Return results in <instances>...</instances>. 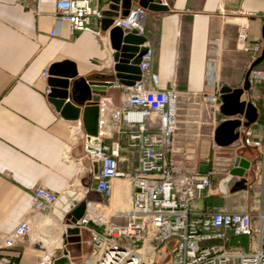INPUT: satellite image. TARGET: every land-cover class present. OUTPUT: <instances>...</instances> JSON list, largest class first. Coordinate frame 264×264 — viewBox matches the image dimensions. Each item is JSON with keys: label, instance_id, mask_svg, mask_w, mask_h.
<instances>
[{"label": "crops", "instance_id": "obj_1", "mask_svg": "<svg viewBox=\"0 0 264 264\" xmlns=\"http://www.w3.org/2000/svg\"><path fill=\"white\" fill-rule=\"evenodd\" d=\"M144 1L162 2L168 9L147 10L143 20L145 40L153 48L150 71L158 74L159 89L172 83L182 92L207 94L222 87L242 88L252 62L249 53L238 48L237 34L244 28L247 44L262 41L264 0H131V7ZM55 2L0 0V236L10 233L23 220L30 224L25 241L0 252L9 264H52L63 250L71 264H90L93 258L89 231L81 228L78 234L66 236L64 221L79 203L99 199L93 194L98 163L92 162L85 150L81 114L77 121L62 118L45 94L50 91L48 77L43 79L41 75L51 65L67 61L77 78L100 85L108 83L113 53L108 31L117 16L119 0L99 3L102 16L95 23L99 36L89 32L70 35L66 24L56 18ZM50 30L56 36H49ZM209 67L215 83L206 80ZM253 70L259 71L263 79L254 89L244 91L240 101L254 103L257 119L246 128L253 140L264 144V58ZM110 81L113 85L92 93L88 104L99 106V122L107 109L118 108L122 101V85ZM78 124L80 131L74 130ZM97 137L106 146L116 139L113 132L111 139ZM175 140L176 161L185 170L198 171L202 165L210 168L217 154L233 162L239 158L249 163L244 175L246 191L221 193L219 186L228 177L221 167L212 177L210 195L194 202L198 211H253L264 203L260 149L218 148L209 129L198 131L183 124L178 126ZM246 174H251L252 180ZM237 181L231 177L227 190ZM38 186L59 196L49 214L31 211L30 193ZM112 188V197L104 203L113 211L125 209L131 197L128 182L115 180ZM89 228L103 231L97 224ZM230 245L247 251L248 239L231 237ZM170 246L162 247L161 252L169 254Z\"/></svg>", "mask_w": 264, "mask_h": 264}, {"label": "built area", "instance_id": "obj_2", "mask_svg": "<svg viewBox=\"0 0 264 264\" xmlns=\"http://www.w3.org/2000/svg\"><path fill=\"white\" fill-rule=\"evenodd\" d=\"M106 1L56 0L55 15L66 24L70 35L89 32L99 36L95 23L102 16L99 3ZM146 13L145 8L136 6L125 17L115 18L113 27L120 28L124 34L145 38ZM49 36H56L54 30L49 31ZM237 46L249 53L253 63L262 52L264 42L247 44L242 28L237 34ZM142 47L145 53L137 65L139 80L131 86L122 85L120 106L107 109L99 122L98 135L111 139L113 132L116 139L108 146L102 144L97 156L89 155L92 162L98 163L93 176V194L99 199L83 201L85 211L73 227L90 233L93 253L90 264H264V208L239 212L198 211L194 206V202L210 195L211 180L219 168L229 175L234 168L231 158L217 154L216 162L204 175L196 169H182L176 161L175 134L180 124L198 131L205 127L213 137L216 126L228 120L219 111V91L182 92L173 83L159 89V76L150 71L152 45L145 40ZM41 77L46 79L48 71L44 70ZM262 79L259 71L252 70L249 90ZM206 80L216 82L210 67ZM49 93L45 91L46 95ZM239 120L242 123L243 118ZM80 128L78 124L74 130L80 131ZM237 132V140L227 148L260 149L264 162L262 141L253 140L251 131L242 125ZM115 180L127 181L131 189L128 206L118 211L104 203L113 195ZM30 196L31 211L37 214H49L59 201V196L41 186L35 187ZM90 224L101 225L102 233L90 229ZM29 233V221H21L10 233L0 236V252L22 243ZM231 237H246L247 251L231 246ZM169 243V254L161 253L156 263L157 252ZM0 262L10 263L2 256Z\"/></svg>", "mask_w": 264, "mask_h": 264}, {"label": "water", "instance_id": "obj_3", "mask_svg": "<svg viewBox=\"0 0 264 264\" xmlns=\"http://www.w3.org/2000/svg\"><path fill=\"white\" fill-rule=\"evenodd\" d=\"M138 6L151 12H166L168 10L163 5L148 3L146 1L139 2ZM131 8V0H119L117 16L114 19L117 17H125ZM262 35V41L264 42V25L262 27ZM108 41L110 50L113 52L112 74L106 77L109 82L105 85L93 83L84 78H77L71 63L67 61L53 64L47 70V84L50 88V93L48 94L49 102L65 120L77 121L81 114L82 126L86 135L84 141L85 150L95 156L99 154V147L102 143L97 137L99 106L88 105L92 100L91 95L92 93L98 94L99 92L105 91L107 87H111L113 82L110 80H116L123 86L133 85L135 81L139 80L140 73L137 65L141 56L145 53V49L142 47L145 38L133 34H124L118 27L109 29ZM263 58L264 46L260 57L246 71L241 89L232 90L228 87H222L220 89L221 105L219 111L228 120L216 126L213 131V142L217 147H229L237 140V129L240 125L247 127L256 121L258 115L256 108L251 103L240 101V98L244 91H249V74ZM238 116L243 117V123L237 119ZM94 166L96 167V164ZM248 169L249 163L235 158L234 168L219 186L220 192L228 194L246 191L247 186L244 175ZM207 171L208 167L206 165L198 167L200 174L204 175ZM231 177H236L239 181L228 191L226 184ZM85 207V203L81 202L67 216L64 221L66 236L78 234L79 228L73 227V225L82 217ZM52 264H70L67 252L63 250L61 256L55 258Z\"/></svg>", "mask_w": 264, "mask_h": 264}, {"label": "rangeland", "instance_id": "obj_4", "mask_svg": "<svg viewBox=\"0 0 264 264\" xmlns=\"http://www.w3.org/2000/svg\"><path fill=\"white\" fill-rule=\"evenodd\" d=\"M248 176V180L250 181V180H252V175L250 174V175H247L246 174V177ZM264 208V203H262L261 204V206L258 208L259 210L260 209H263ZM231 211V210H230ZM161 250H159L158 252H157V259H156V263H158V261H159V259L161 258Z\"/></svg>", "mask_w": 264, "mask_h": 264}]
</instances>
